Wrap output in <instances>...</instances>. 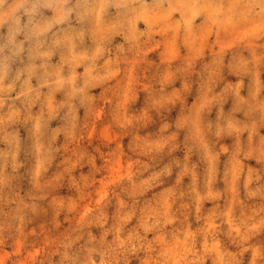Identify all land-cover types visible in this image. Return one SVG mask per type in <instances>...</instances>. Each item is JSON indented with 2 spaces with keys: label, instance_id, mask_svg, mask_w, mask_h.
<instances>
[{
  "label": "clouds",
  "instance_id": "9594fccd",
  "mask_svg": "<svg viewBox=\"0 0 264 264\" xmlns=\"http://www.w3.org/2000/svg\"><path fill=\"white\" fill-rule=\"evenodd\" d=\"M0 264H264V0H0Z\"/></svg>",
  "mask_w": 264,
  "mask_h": 264
}]
</instances>
